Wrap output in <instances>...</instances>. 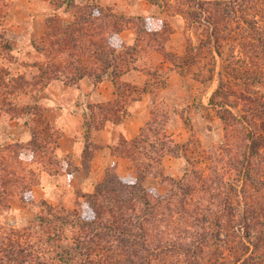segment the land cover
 I'll return each instance as SVG.
<instances>
[{
  "label": "trees",
  "instance_id": "trees-1",
  "mask_svg": "<svg viewBox=\"0 0 264 264\" xmlns=\"http://www.w3.org/2000/svg\"><path fill=\"white\" fill-rule=\"evenodd\" d=\"M171 1L164 0L171 15L182 13L195 21H206L216 45L232 37L237 41L239 58L246 54L264 59V0H183L185 7L180 0ZM74 6L73 20L49 16L43 35L31 38L33 48L42 56L39 60H20L14 54L13 41L0 35V51L4 52H0V115L6 112L11 119L23 120L30 131L28 140L2 137L0 118V264H264L261 177L253 179V201L248 200L242 214L226 202L199 200L197 196L212 187L203 175L193 181L187 172L175 180L167 195L146 187L147 176L163 175L164 156H179L181 152L163 121L154 126L155 114L138 136H121L112 146L115 154L131 160L135 177H122L115 165L110 166L95 190L83 194L85 210L81 204L69 209L34 198L33 189L44 175L72 173L76 167L66 165L73 163L72 155H58L62 131L45 116L46 106L40 101L21 104V94L29 91L38 97L55 80L76 84L93 76L100 81L109 71L116 79L132 66L134 57L128 60L127 53L138 47L141 31L145 32L141 29L135 44L126 46L122 31L143 17L117 14L96 0ZM2 16L6 18L0 10V21ZM147 24L145 18L150 40L157 41L153 36L158 31ZM238 26L243 30L245 26L248 32L236 37L231 31ZM156 49L165 51L164 43ZM20 61L23 70L18 71L15 64ZM259 79L254 76L252 82ZM117 83L122 97L98 104L101 117L92 128H101L108 120L120 122L128 114V95ZM222 118L225 120V115ZM258 118L264 120L263 111L259 115L252 108L238 120L255 126ZM257 133L264 136L262 130H254V136ZM92 147H85L87 167ZM14 198L35 212L27 226L18 228L3 220Z\"/></svg>",
  "mask_w": 264,
  "mask_h": 264
},
{
  "label": "rangeland",
  "instance_id": "rangeland-1",
  "mask_svg": "<svg viewBox=\"0 0 264 264\" xmlns=\"http://www.w3.org/2000/svg\"><path fill=\"white\" fill-rule=\"evenodd\" d=\"M84 1L0 0V10L6 14V18L2 16L0 21V35L13 41L16 47L14 54L20 60H39L42 56L33 48L31 38L43 35L49 16L57 15L66 20H73L76 17L74 5ZM96 1L117 14L132 18L143 17L136 18L129 26L136 29L137 37H140L141 29L145 32L141 31V38L137 41L138 47L131 49L130 54L127 53L128 59L144 57V54L151 53L152 48H157L163 43L168 44L169 49L165 46V51L157 50L162 53L160 56L179 72L170 82L169 70L158 63L154 70L150 71L152 76L146 84V88H153L158 96L153 109L154 126L163 121L168 130L178 134L175 140L181 148L179 156L172 155L179 161L178 172L172 175L163 168V175H150L156 176L157 180H153L154 183L147 182L146 187L155 188L160 195H167L170 188L175 186V180H181L187 172L193 181L195 177L203 175L212 184L211 191L199 194L197 198L206 203L226 202L231 210L233 207L240 209L242 214L248 200L253 201V179L256 176L264 179V136H258V133L254 136V130L264 131V120L258 118L254 126V123L245 120L240 122L238 119L252 108L259 115L262 111L264 113V59L257 60L246 54L239 58L238 44L232 37L223 39L220 46L216 45L215 39L210 36L211 29L206 21L198 22L182 13L173 12L171 15L172 12L168 10L164 0H147L154 4L151 14L136 12L140 8L136 5L137 0ZM180 2L183 7L186 6L183 0ZM145 18L148 20L147 27L158 31L157 36H153L157 41L150 40L149 32L145 29ZM233 31L231 32L236 37H240V33L244 35L248 32L245 26L244 30L243 26H238L233 28ZM19 63L20 65H17ZM19 63L15 64L18 71L23 70L21 61ZM254 76L260 78L257 83L252 82ZM119 82L124 91L130 90L126 93L130 98L140 94L142 90L141 87L128 82ZM129 85L131 86L128 87ZM135 86L137 90L134 89ZM46 88L38 97L24 91L20 96V103L40 101L45 105L43 100L51 95V91ZM222 115H225V120ZM0 118L4 127V131L1 130L4 135H1L2 137L20 140L30 138V131L23 120L11 119L6 112H3ZM97 122L98 119H94L92 125ZM90 125L91 123L88 126ZM88 136L89 133L86 135V146L92 147L94 143ZM90 151L93 152V149ZM66 165L73 164L69 161ZM250 167L252 169L249 172ZM42 184L53 188L52 197L46 199L49 202L64 205L69 209L81 204L82 210L86 209L83 194L89 191L74 188L68 178L60 177V173L43 176L41 184L33 189L37 201L40 200ZM35 209L40 210V206ZM34 214L29 205L19 198H14L11 209L3 220L19 228L27 226Z\"/></svg>",
  "mask_w": 264,
  "mask_h": 264
},
{
  "label": "crops",
  "instance_id": "crops-1",
  "mask_svg": "<svg viewBox=\"0 0 264 264\" xmlns=\"http://www.w3.org/2000/svg\"><path fill=\"white\" fill-rule=\"evenodd\" d=\"M136 5L140 7L136 11L139 13L144 11L151 14L154 9V4L147 0H137ZM132 12L134 13V11ZM121 34L126 44H135L138 35L136 29L129 27ZM165 46L169 49L168 44ZM152 49L154 51L151 50V53L144 54V57H135L134 61L132 60V66L120 74L116 78L117 80L109 71L100 81L94 80L93 76H86L76 84H67L62 80H55L47 86L46 90H50L51 95L43 100L46 106L45 116L62 131L57 148L58 155L61 157L72 155V164L76 167L72 173L61 172L60 177L68 178L74 188H83L92 192L96 184L104 179L107 169L113 165L116 166L120 176L135 177L136 172L131 160L128 157L115 154L112 146L118 142L121 136L126 139L135 138L148 125L158 101L156 91L148 87L142 90L140 94L133 95L132 98L127 94L130 98L126 104L128 114L124 115L120 122L108 120L103 127L92 128V121L94 119L99 120L101 117L98 104L115 102L122 97L117 81L128 82L144 88L152 76L150 71L154 70V66L158 63L169 70L170 77L168 79L170 82L174 75L179 73L160 56L162 55L161 52L155 47ZM159 72H161V68ZM126 93H129V89ZM89 123H91L90 126H88ZM168 131L174 139L178 135ZM87 133L95 145L92 147V158L88 168L84 161ZM163 165L168 170L167 172L172 175H175L179 170V161L171 154L164 156ZM153 180H157V177L147 176L144 184L147 186L146 183H152ZM52 195V186L40 185V199H50Z\"/></svg>",
  "mask_w": 264,
  "mask_h": 264
}]
</instances>
